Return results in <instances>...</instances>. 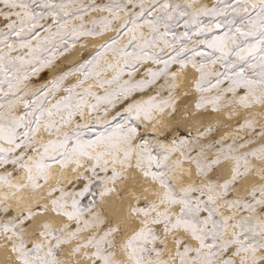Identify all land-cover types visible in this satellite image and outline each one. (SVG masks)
Instances as JSON below:
<instances>
[{
	"label": "snow or ice",
	"instance_id": "snow-or-ice-1",
	"mask_svg": "<svg viewBox=\"0 0 264 264\" xmlns=\"http://www.w3.org/2000/svg\"><path fill=\"white\" fill-rule=\"evenodd\" d=\"M190 71L195 109L225 121L183 132ZM136 175L143 191L118 186ZM113 193L136 201L123 223L101 207ZM0 250L4 264H264V0H0Z\"/></svg>",
	"mask_w": 264,
	"mask_h": 264
},
{
	"label": "bare ground",
	"instance_id": "bare-ground-1",
	"mask_svg": "<svg viewBox=\"0 0 264 264\" xmlns=\"http://www.w3.org/2000/svg\"><path fill=\"white\" fill-rule=\"evenodd\" d=\"M195 74L194 72L190 71L187 78L184 79V85L185 86V92L183 93V98L184 100L187 101L188 105L187 107L190 109V112H191V116H189V114L187 113V111L183 110L182 108L177 112V120L180 121V127L187 129V124L188 122L192 121L195 119V118H199V116H201V114L203 115V113L205 114L206 117H211L213 115H218V117L222 118V119H225V116L223 113H213L210 108L208 111H199V110H196L193 103L191 102V98L190 95H194L195 91L193 90V87H192V78H194ZM183 89V90H184ZM193 99V98H192ZM185 101V102H186ZM183 104V103H182ZM181 104V106H182ZM182 107H186L185 105L182 106ZM204 116V117H205ZM196 120V119H195ZM173 123V121H171V124ZM226 129V127H223ZM223 128H220V130L222 131ZM164 129V128H163ZM220 131V132H221ZM175 133V132H172V134ZM222 134V132H221ZM69 173L71 174L70 170H69ZM68 173V174H69ZM124 186V188L126 190L128 189H132V190H135L136 192H139V191H143L144 187H148V184L144 181V179L142 177H140L139 175H136L135 179L134 180H131V181H127L125 183L122 184ZM156 186H152V188L154 189ZM147 194V193H146ZM149 194V198H154V196L152 195V191H149L148 192ZM121 198L118 196L117 193H113L111 196L109 197H106L104 199V207L108 210V211H111L115 217L117 219H122L123 221H125V218L127 217V207H128V204L129 203H133L134 201L131 199H125V201L123 202V204H121L120 202ZM53 219H56L57 221H63L64 218H56V217H52ZM125 225H128V226H132V227H136L138 226V221H134L133 223L131 224H128V223H124ZM126 228V227H125ZM71 247V246H70ZM7 258V254L3 251V250H0V264H4V261L5 259ZM82 264H85L84 261H82Z\"/></svg>",
	"mask_w": 264,
	"mask_h": 264
},
{
	"label": "rangeland",
	"instance_id": "rangeland-1",
	"mask_svg": "<svg viewBox=\"0 0 264 264\" xmlns=\"http://www.w3.org/2000/svg\"><path fill=\"white\" fill-rule=\"evenodd\" d=\"M45 78H47V77H45ZM160 83H163V80H161L160 81ZM184 85V80L182 81V83H181V88H180V92H179V96H180V99H179V101H178V105H179V107H178V111L182 108L183 110H185V111H187V113L189 114V113H191L190 112V109L187 107L188 105H190V104H188L187 103V101L186 100H184V99H182L183 97V93L185 92V86H183ZM184 87V88H183ZM192 87H193V90H194V78H192ZM184 89V90H183ZM195 91V90H194ZM150 94H154V93H150ZM164 95H167V93L165 92L164 93ZM200 94L199 93H197L196 91H195V93H194V95L192 94V95H190V97H192L190 100H191V102L193 103V105H195V102H196V100H197V98H198V96H199ZM137 98H139V97H137ZM186 101V102H185ZM183 103V104H182ZM181 104H182V106H186V107H182L181 106ZM188 104V105H187ZM122 107V106H121ZM209 108H210V110H211V106H208V108L207 109H203V110H199V111H208L209 110ZM197 110V109H196ZM170 111V110H169ZM177 111V112H178ZM176 115H177V113H176ZM205 116V114L203 113V115L201 114V116H199V118H195L194 120H193V122L192 121H190V122H188V126L190 125V124H192V123H194L195 121H197V120H200L201 118H203L206 122H211V121H214V120H216V119H219V120H221V121H225V119H222V118H220V117H218V115H213V116H211V117H204ZM178 119V118H177ZM227 122V121H226ZM175 121H173V123H172V125H175ZM227 123H232V127H226V129L225 128H223L224 126H221L220 128H223L222 129V131L219 129V131L218 132H213L211 135L212 136H221V135H226L227 133H229V132H232L233 130H234V128H235V124H234V122H227ZM188 126H187V129H185L184 130V128L182 127H180V129H181V131H183V132H187L188 131ZM151 129V125H149V130ZM222 132V134H221V132ZM153 136H155V135H157V134H155V133H153L152 134ZM175 135V133H173L172 134V132H169L168 131V129L167 128H162L161 130H160V133H159V138L161 139V140H164L165 139V137H167V140L165 141V142H171V140H172V138H173V136ZM83 171V170H82ZM69 175V177H71L72 176V174H68ZM90 175V174H89ZM101 175H103V173H101ZM55 182V181H54ZM87 183V181H84V180H72L71 181V183H67V188H68V190H71V191H80L83 187H84V185ZM117 184H118V186H120V187H122V188H124V186L122 185V183L121 182H117ZM102 189V185L100 184V182L99 181H96L93 185H92V189H91V192H89L87 195H85L83 198H82V201H81V203L83 204V205H88L90 202H92L93 200H95V201H97V202H99L100 201V197H99V191ZM125 189V188H124ZM126 190V189H125ZM127 191V190H126ZM139 192H141V191H139ZM95 194V195H94ZM118 194V193H117ZM146 195H148L149 196V194L147 193ZM118 196L120 197V195L118 194ZM150 197V196H149ZM155 198V197H154ZM154 198H151V199H154ZM150 199V198H149ZM134 202L133 203H136V201H135V199H132ZM140 203L141 204H143V203H145V201H143V200H141L140 201ZM101 207H102V209H103V211H104V213L105 214H107V215H111L112 217H113V222H115V223H123L124 221L122 220V219H117L116 217H115V215L111 212V211H108L105 207H104V204L102 203L101 204ZM62 221H57V223H61ZM126 227V228H125ZM129 228H135V227H132V226H128V225H125L124 224V230H125V232H127L128 230H129ZM90 233H84V235L85 236H87V235H89ZM68 248H69V250H70V246H68Z\"/></svg>",
	"mask_w": 264,
	"mask_h": 264
}]
</instances>
